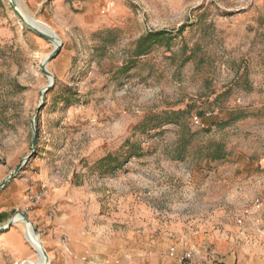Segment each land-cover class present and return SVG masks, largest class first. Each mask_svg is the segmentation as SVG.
I'll use <instances>...</instances> for the list:
<instances>
[{
    "label": "rangeland",
    "instance_id": "374dc122",
    "mask_svg": "<svg viewBox=\"0 0 264 264\" xmlns=\"http://www.w3.org/2000/svg\"><path fill=\"white\" fill-rule=\"evenodd\" d=\"M17 3L62 46L37 112L54 45L0 0V183L33 152L0 189V227L26 213L48 264H264V0ZM25 229H0V264L40 259Z\"/></svg>",
    "mask_w": 264,
    "mask_h": 264
},
{
    "label": "water",
    "instance_id": "95a60500",
    "mask_svg": "<svg viewBox=\"0 0 264 264\" xmlns=\"http://www.w3.org/2000/svg\"><path fill=\"white\" fill-rule=\"evenodd\" d=\"M11 2L13 4V6L15 7L16 11L21 16L24 23L29 28H31L32 30H34L35 32H37L38 34L43 36L44 38H46L49 41H51L52 43H54V47H53L52 51L46 56V58L44 59V61L42 63V69H43L44 73L47 74L51 79H50L48 85H46L40 91V104H39L38 109H37V112H39L41 107H42V104H43L44 93L53 86V79H52L53 76H52V73L48 70L47 65H48L49 61L59 53L60 48L62 46V41L60 40L59 36L53 30H49V31L42 30L41 28H39V26L37 24V23H39V21L36 22L32 17L24 15L21 12V10L18 8L16 0H11ZM58 41H59V43H58ZM33 127H35V118L33 120ZM35 144H36V134L34 135L33 141H32L33 151L35 148ZM32 153L25 156L24 159L22 160V162L16 166V168L9 175V177H7L2 183H0V189L3 188L7 184V182H9L12 178L15 177V175L18 173V171L22 168L23 164L31 158ZM15 214H19L26 221L27 225L31 226L35 236L39 235L37 230L34 228L32 221L29 219V217L26 215V213H24L21 210H17ZM14 223H15V217L13 216L8 220V222L4 226L0 227V229L10 227ZM38 243H39V246L43 249V253H44L45 257L48 258L49 254H48L46 248L43 246V244L40 241H38ZM30 264H42V263H40L39 261H31Z\"/></svg>",
    "mask_w": 264,
    "mask_h": 264
},
{
    "label": "crops",
    "instance_id": "0c3cea01",
    "mask_svg": "<svg viewBox=\"0 0 264 264\" xmlns=\"http://www.w3.org/2000/svg\"><path fill=\"white\" fill-rule=\"evenodd\" d=\"M24 2L26 6L32 11L34 16H37L38 14H46V9L49 7H56L57 9L71 11L74 8H78L79 5L84 2V0H24ZM219 260L223 261V264H240L237 263L236 255L234 253H226L221 256ZM110 264H114L113 261L110 262Z\"/></svg>",
    "mask_w": 264,
    "mask_h": 264
},
{
    "label": "built area",
    "instance_id": "2783aa9c",
    "mask_svg": "<svg viewBox=\"0 0 264 264\" xmlns=\"http://www.w3.org/2000/svg\"><path fill=\"white\" fill-rule=\"evenodd\" d=\"M28 199L32 204L40 203L46 197V190L45 185L37 182H33L31 186L28 188L27 193ZM56 211V206L53 205L49 212L52 215ZM242 217L239 218V222H242ZM66 243V239L64 240ZM174 252V248L172 249ZM193 254L192 251H189L186 256H191ZM82 261H85L88 264H108L110 259H105L103 261H99L96 257H92L88 254H84L80 256ZM114 264H122L121 261L115 260L113 261Z\"/></svg>",
    "mask_w": 264,
    "mask_h": 264
},
{
    "label": "bare ground",
    "instance_id": "6f19581e",
    "mask_svg": "<svg viewBox=\"0 0 264 264\" xmlns=\"http://www.w3.org/2000/svg\"><path fill=\"white\" fill-rule=\"evenodd\" d=\"M17 2V0H16ZM17 6L18 8L21 10V12L26 15V16H30L32 17L36 22H38L39 20H37L36 18H34L33 16H31L30 14H28L27 12H25L22 8L19 7L18 3H17ZM39 28H41L42 30L44 31H49V30H52L47 24H45L44 22H41L39 21V23H37ZM60 38V37H59ZM61 40V38H60ZM62 41V40H61ZM59 43V41H58ZM57 43V44H58ZM54 45V43H53ZM46 58V57H45ZM50 77H49V81H50ZM44 88V87H43ZM15 217V222H24L25 223V236H26V239L30 242V244L33 246V248L38 252L39 256H40V259L38 260L40 263L42 264H48L49 262V257L46 258L44 253H43V249L39 246V243L38 241L41 242V239L38 236H35L34 233H33V230L31 228V226L27 225L26 221L19 215V214H15L14 215ZM42 243V242H41ZM43 244V243H42ZM44 246V245H43ZM31 261H26L24 264H30Z\"/></svg>",
    "mask_w": 264,
    "mask_h": 264
},
{
    "label": "trees",
    "instance_id": "16d2710c",
    "mask_svg": "<svg viewBox=\"0 0 264 264\" xmlns=\"http://www.w3.org/2000/svg\"><path fill=\"white\" fill-rule=\"evenodd\" d=\"M167 34L168 33H166L164 30H158V31H151L143 35L139 39L136 53L133 56L132 61L130 62H134L135 61L134 58H137L138 56L143 54L145 51H147L153 43L163 40L167 36ZM222 156H223V153L219 152L218 154L214 156V158H221Z\"/></svg>",
    "mask_w": 264,
    "mask_h": 264
}]
</instances>
